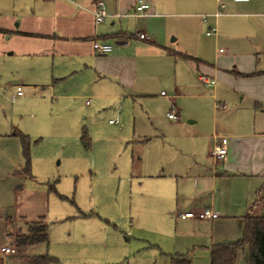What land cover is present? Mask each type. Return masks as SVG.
Segmentation results:
<instances>
[{
    "label": "rangeland",
    "instance_id": "1",
    "mask_svg": "<svg viewBox=\"0 0 264 264\" xmlns=\"http://www.w3.org/2000/svg\"><path fill=\"white\" fill-rule=\"evenodd\" d=\"M0 2V9L11 10L16 1ZM210 2L214 3L206 0L205 5L162 13L183 30L185 18L174 13L216 12L217 2ZM226 2L217 38L206 35V26L191 27L195 40L188 47H195L190 51L209 64L229 53L239 57L241 49L255 52L254 42L263 40L264 0ZM249 20H255L260 32L247 25ZM12 43L0 39V247L8 242L16 248V235L28 233L30 226L39 228L43 216L49 246L41 244L37 250L54 256L52 264H168L157 242L165 239L159 226L164 228L167 219L152 213L149 203L157 175L163 170L183 173L194 161H213L207 156L216 139L231 138L228 131L213 129L214 103H228L229 88L220 83L210 92L199 82L188 88L172 58L170 65L158 68L146 99L110 101L112 108L105 109L109 103L96 111V98L103 93L88 88L90 79L75 77L87 86L78 92L83 98H57L52 63L15 51ZM198 46L203 50H196ZM259 62L264 65V51ZM75 78L58 87L64 90ZM18 85L23 97L16 95ZM228 107L225 117L222 111L216 113L218 121L233 114ZM173 108L178 117L172 120L168 113ZM85 129L90 146L82 140ZM20 130L30 140L28 172L22 140L13 135ZM173 196L175 203L176 187ZM258 208L264 209V202ZM177 228L174 224L167 234L174 241L187 231ZM189 257L199 264L200 252ZM5 264L27 263L5 257Z\"/></svg>",
    "mask_w": 264,
    "mask_h": 264
},
{
    "label": "crops",
    "instance_id": "2",
    "mask_svg": "<svg viewBox=\"0 0 264 264\" xmlns=\"http://www.w3.org/2000/svg\"><path fill=\"white\" fill-rule=\"evenodd\" d=\"M15 1L11 10L0 9V39L13 41L15 51L37 55L52 63V91L54 94L57 91V98H83L78 94L80 88H96L103 93L96 98V111L109 103L105 109L112 108L111 102L119 99H146L158 68L170 65L172 58L180 69V78H185L183 84L188 88L194 82L201 83L210 92L216 91L220 83L229 88L228 103L227 100L214 103L213 124L216 133L225 130L231 135L226 159H216L209 153L207 158H213V161L207 159L188 163L183 173H177L175 169L161 171L149 203L152 204V213L163 221L167 219L164 228L161 223L159 226L160 235L165 239L157 242L168 264L174 257H189L195 252H200L199 264H210L213 245L240 240L246 216L264 212V209L258 208L260 202H264V65L261 66L259 62V55L264 51V36L262 41L254 42L257 51L241 49L239 57L229 53L209 64L202 55L190 51L195 47H188L190 43L194 45L195 40L191 27L206 26L207 31L216 27L217 35H208L207 31L206 35L217 38V23L226 14V0H210L217 2V10L221 3L224 5L223 14L218 17L214 15L215 12L206 15L174 13L185 18L183 30L162 11L188 10L196 5H205L206 0H146L150 4L148 15L139 17L132 15L138 0H103L108 16L101 23H97L94 16L98 0ZM249 2L252 0L236 3ZM214 3L210 2L209 5ZM231 22L234 24L233 19L228 20V23ZM246 23L260 32L255 20ZM141 33H145L149 39H141ZM96 40L113 44L112 51L98 53L94 48ZM116 41L122 43L116 44ZM196 50L203 49L198 46ZM78 76L90 79L88 85L78 82ZM72 78L75 80L64 90L58 87ZM204 78L213 84L208 85ZM16 95L23 97L24 93L18 95L16 91ZM212 97L215 98L214 95ZM85 103L89 104L88 101ZM229 105L230 110L233 108V114L218 121L216 113L222 111L221 117H225ZM19 132L23 133L21 130ZM174 187L177 188L175 203ZM207 208L218 213V217L180 216L184 212L197 213ZM41 218L45 221L43 216ZM174 224L176 229H187L181 236L177 233V241L167 236ZM6 235L8 238L12 236L10 232ZM165 240H168L167 245ZM7 243L1 246H8ZM41 244L49 246V239L45 243L16 246L15 254L10 257L24 258L27 264H34V256L49 255L37 250ZM55 262L56 258L48 264ZM193 262L192 257L191 264ZM235 264H249L248 246L239 251Z\"/></svg>",
    "mask_w": 264,
    "mask_h": 264
},
{
    "label": "trees",
    "instance_id": "3",
    "mask_svg": "<svg viewBox=\"0 0 264 264\" xmlns=\"http://www.w3.org/2000/svg\"><path fill=\"white\" fill-rule=\"evenodd\" d=\"M181 55L190 57L187 54ZM13 135L19 136L22 140L26 160L24 169L28 172L30 171L29 136L19 131H15ZM82 140L86 146H90L91 140L86 130L82 134ZM47 227L45 221L41 223L39 228L30 226L28 233H19L16 235V245L22 247L47 242ZM246 246L249 248V264H264V212L258 215L246 216L243 236L240 240L227 244L213 245L211 247L210 264H235L239 251ZM32 260L34 264H48L54 261L55 258L50 255H39L34 256ZM0 264H5V258L0 257ZM171 264H191V258L177 256L172 258Z\"/></svg>",
    "mask_w": 264,
    "mask_h": 264
},
{
    "label": "built area",
    "instance_id": "4",
    "mask_svg": "<svg viewBox=\"0 0 264 264\" xmlns=\"http://www.w3.org/2000/svg\"><path fill=\"white\" fill-rule=\"evenodd\" d=\"M236 2H248L250 0H233ZM223 3L220 4L218 10L214 13V15L216 17L220 16L221 14H223L222 8H223ZM150 4L146 1V0H138L136 5H135V10L132 13V15L139 17V16H146L148 15V10H149ZM94 16H95V20L97 23H101L105 20V18L108 16V11H107V7L106 4L103 0H98L95 4V9H94ZM208 35H217V28H211L210 30L207 31ZM139 37L141 39H149V37L145 34V33H141L139 35ZM94 48L98 53H109L112 51L113 49V44L111 43H106V42H101L96 40L94 42ZM205 79V82L208 85L213 84L211 82V80L209 79ZM17 94L18 95H22L23 92V87L22 86H17L16 88ZM163 95H166L164 92H162ZM168 117L170 119H176L178 117V112L176 111L175 108H173L169 113H168ZM110 122H113V120H110ZM228 154V139L227 137H221L213 151H212V155L216 158V159H221L224 160L226 159ZM180 216L182 218H187V217H199V218H215L218 217V213L214 212L211 209H204L201 210L197 213L192 212V211H188V212H184L181 213ZM0 254L5 258V257H10L12 255L15 254V248L11 247V246H1L0 247Z\"/></svg>",
    "mask_w": 264,
    "mask_h": 264
},
{
    "label": "water",
    "instance_id": "5",
    "mask_svg": "<svg viewBox=\"0 0 264 264\" xmlns=\"http://www.w3.org/2000/svg\"><path fill=\"white\" fill-rule=\"evenodd\" d=\"M122 42L121 41H116V44H121Z\"/></svg>",
    "mask_w": 264,
    "mask_h": 264
}]
</instances>
